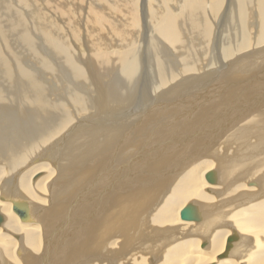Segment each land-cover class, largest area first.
<instances>
[{"label":"bare ground","instance_id":"bare-ground-1","mask_svg":"<svg viewBox=\"0 0 264 264\" xmlns=\"http://www.w3.org/2000/svg\"><path fill=\"white\" fill-rule=\"evenodd\" d=\"M0 214V264H264V0H0Z\"/></svg>","mask_w":264,"mask_h":264},{"label":"water","instance_id":"water-1","mask_svg":"<svg viewBox=\"0 0 264 264\" xmlns=\"http://www.w3.org/2000/svg\"><path fill=\"white\" fill-rule=\"evenodd\" d=\"M207 178H208V180L209 181H213L212 180V177H211V175H208L207 176ZM187 207H185L183 210H182V212H181V218L183 219V220H193V219H196V215H195V211L193 210V207L192 206H190V205H186ZM14 210L15 211H17L19 214H20V216L22 217V218H24L25 216H26V213H27V211H24V210H22V208H20V207H18V206H15L14 207ZM3 221V217H2V215L0 214V223Z\"/></svg>","mask_w":264,"mask_h":264},{"label":"rangeland","instance_id":"rangeland-1","mask_svg":"<svg viewBox=\"0 0 264 264\" xmlns=\"http://www.w3.org/2000/svg\"><path fill=\"white\" fill-rule=\"evenodd\" d=\"M141 14V13H140ZM215 46H213V49L215 50V51H218L219 49H218V47H215ZM212 49V51L214 52V50ZM217 49V50H216ZM204 179H205V177H204ZM206 180V179H205Z\"/></svg>","mask_w":264,"mask_h":264}]
</instances>
